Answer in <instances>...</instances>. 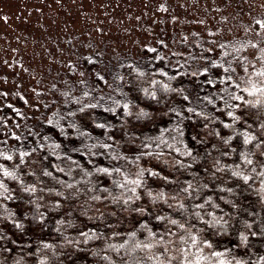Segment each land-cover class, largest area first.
Segmentation results:
<instances>
[{
    "label": "trees",
    "instance_id": "trees-1",
    "mask_svg": "<svg viewBox=\"0 0 264 264\" xmlns=\"http://www.w3.org/2000/svg\"><path fill=\"white\" fill-rule=\"evenodd\" d=\"M251 17L227 44L69 41L41 100L0 79V264H264V95L241 91L264 83V16ZM141 170L143 187L125 180Z\"/></svg>",
    "mask_w": 264,
    "mask_h": 264
},
{
    "label": "rangeland",
    "instance_id": "rangeland-1",
    "mask_svg": "<svg viewBox=\"0 0 264 264\" xmlns=\"http://www.w3.org/2000/svg\"><path fill=\"white\" fill-rule=\"evenodd\" d=\"M238 5L240 13L247 7L241 16ZM255 13L264 16V0H0V79L26 82L29 97L41 100L44 84L57 79L58 49L69 41L133 49L163 36H185L189 45L213 34L227 44L251 34Z\"/></svg>",
    "mask_w": 264,
    "mask_h": 264
},
{
    "label": "snow or ice",
    "instance_id": "snow-or-ice-1",
    "mask_svg": "<svg viewBox=\"0 0 264 264\" xmlns=\"http://www.w3.org/2000/svg\"><path fill=\"white\" fill-rule=\"evenodd\" d=\"M162 7H163V5H162ZM256 23L260 26L261 29H264V20L256 21ZM153 51H154V50H153ZM157 59H159V57H157ZM242 59H243V57H242ZM71 63H72V62L69 61V64H70V65H71ZM73 67H74V66H73ZM161 71H162V70H161ZM208 71H209V69H208L207 67H203V68L199 69L198 72H197L196 74H200L201 72L206 73V72H208ZM225 71H227V70H225ZM97 75H98V77H99L100 79H103V78H104V77H103L102 75H100L99 73H98ZM165 75H166V73H165ZM253 75L264 76V69H261V70L257 73V71L255 70V68H253ZM225 78L228 79V80H231V77H230V76H226ZM211 82H212V81H209V83H211ZM80 83H83V81H80ZM153 83H155V81H153ZM233 85H234L237 89H239V85L236 84L235 81H233ZM165 87H167V85H165ZM241 91H242V92H245V93H248L249 96H254V95H264V83H259L258 85H257L256 83H251L250 86L243 88ZM5 95H7V93H5ZM84 95L87 96V95H89V93H88L87 91H85V92H84ZM151 95L155 96V93H151ZM185 98L187 99V97H185ZM235 99H236V100H239V101H241V102H243V103H249V101L245 99V96H244V95H237V96L235 97ZM256 102L259 103L260 101L257 100ZM86 107H87V106H86ZM123 107H124L125 110H127V109H128V104L125 103V104L123 105ZM234 107H237V108H238V107H240V105H234ZM81 110H83V109H81ZM189 110L192 111V109H189ZM201 115H203V113H201ZM228 116H230V117H234L235 120H240V119H241V116H240V115H237V114H235L234 112H231V111L228 112ZM48 123H51V121H48ZM100 126H103V125H100ZM226 126H227V125H226ZM13 135H15V133H13ZM253 139H254L253 136H251V135H247V136H246V139H245L244 142L247 144V143H249V142H250L251 140H253ZM41 147H42V145H41ZM105 147H108V145H105ZM178 150H179V149H177V151H178ZM186 154H187V153H186ZM5 155H7V154H5ZM24 155H25V153L21 152V156H24ZM242 155H243V154H242ZM8 158L11 159L10 156H9ZM245 159H247V158L245 157ZM248 163H251V161L249 160ZM99 170H100L101 172H105V173H108V172L111 171L110 169H107V168H101V169H99ZM117 171H119V169H117ZM144 171H145V170H141V172L138 173V175H137V177H136L135 179H132L131 177L125 176V180H128L130 183H132V184H134V185H140L141 187H143L142 178H143V172H144ZM147 171H148L149 175H159V173H158L155 169H151V170H147ZM4 175H5V176H12L13 173H12V172H9L7 169H5V171H4ZM243 178H244L245 180L248 179L247 176H244ZM165 179H167V177H165ZM120 187H125V185L121 184ZM27 190H28V189H26V191H27ZM31 190H32V191H35V188L33 187ZM125 190L127 191L128 189L125 188ZM136 191H137L136 187H132V188H131V192L136 193ZM147 195H148L149 197L152 198L153 202H155V200L158 199V198H161V199H162L164 194H163V193H153L152 190L149 189V190H147ZM137 198H139V196H137ZM131 199H132V197H127V198H126V200H131ZM180 206L183 207L184 205L181 204ZM133 211H135V212H137V213H143V212H147V209H145V208H135V207H134V208H133ZM156 219H157V220H162V219H164V217L157 216ZM201 219H203V217H201ZM172 223H176V221L174 220V221H172ZM216 223L219 224L220 221H216ZM224 223H226V222H224ZM17 227H19V223H18V222H17ZM180 227H181V228H184L185 226H184L183 224H180ZM130 235H133V236H134V235H135V232L131 233ZM149 235H150V236H155L156 233H155V232H152L151 230H149ZM241 235L243 236V234H241ZM193 236H195V234H193ZM181 239H183V237H181ZM195 242H196V241H195V238H194V239H193V243L195 244ZM202 243L205 244V245H208L209 247H211V241L208 240V239H204V240L202 241ZM138 246H139V245H138ZM148 246H151V245H148ZM197 251H199V248H197ZM213 255H214V256H221L222 254H221L220 252H214ZM185 256H187V253H185ZM202 259H203V257L201 256V257H200L199 259H197L195 262H193V261H191V260H185V261H184V264H200V260H202ZM168 264H171V262L169 261ZM219 264H228V262L225 261V260H223V259H221L220 262H219ZM237 264H243V261H238Z\"/></svg>",
    "mask_w": 264,
    "mask_h": 264
}]
</instances>
